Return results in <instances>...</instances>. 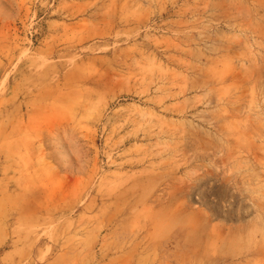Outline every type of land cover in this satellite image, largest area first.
Returning a JSON list of instances; mask_svg holds the SVG:
<instances>
[{"label": "rangeland", "instance_id": "374dc122", "mask_svg": "<svg viewBox=\"0 0 264 264\" xmlns=\"http://www.w3.org/2000/svg\"><path fill=\"white\" fill-rule=\"evenodd\" d=\"M176 236L264 264V0H0V264Z\"/></svg>", "mask_w": 264, "mask_h": 264}, {"label": "crops", "instance_id": "0c3cea01", "mask_svg": "<svg viewBox=\"0 0 264 264\" xmlns=\"http://www.w3.org/2000/svg\"><path fill=\"white\" fill-rule=\"evenodd\" d=\"M160 215L162 213L160 212ZM151 232H156L155 227ZM172 230V229H170ZM184 240H180L177 236L164 241L163 252H161L162 264H197L198 260L210 258L206 253H198L197 251H186L183 248ZM161 245V246H162ZM210 256V257H209Z\"/></svg>", "mask_w": 264, "mask_h": 264}]
</instances>
